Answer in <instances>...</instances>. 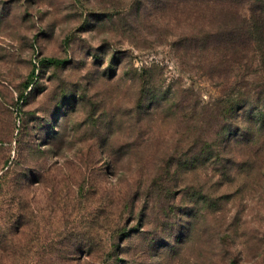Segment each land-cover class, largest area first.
I'll return each instance as SVG.
<instances>
[{
  "label": "rangeland",
  "instance_id": "obj_1",
  "mask_svg": "<svg viewBox=\"0 0 264 264\" xmlns=\"http://www.w3.org/2000/svg\"><path fill=\"white\" fill-rule=\"evenodd\" d=\"M213 2L0 0V264H264L257 4Z\"/></svg>",
  "mask_w": 264,
  "mask_h": 264
},
{
  "label": "trees",
  "instance_id": "obj_2",
  "mask_svg": "<svg viewBox=\"0 0 264 264\" xmlns=\"http://www.w3.org/2000/svg\"><path fill=\"white\" fill-rule=\"evenodd\" d=\"M254 2H256V9L253 12V20L250 19V28H251V32L253 35L252 38V43L256 46V52L260 55L261 58H264V0H253ZM221 2L220 0H216V2H213V4L215 5H219ZM213 17V16H211ZM50 61H54V60H50ZM57 63H61L60 61H56ZM36 76V72H33V77L31 82H29L26 86V88H30L33 86H35L34 80ZM21 101H25L26 100V95L23 94L20 97ZM243 103V96L241 94L235 95L234 98L230 99L226 104L227 107L224 109L226 112L230 115L235 114L236 111H239L242 106ZM247 116L249 115V113H246ZM258 117L260 119V123H258L257 125H259L260 127V131L263 132L264 131V113L262 112H258ZM253 116V114H252ZM249 121L251 120V116L249 115V117L247 118ZM246 131L243 133L244 137H247L246 139L249 141V139L252 138V136L255 135L251 134L253 133V129L248 128L245 129ZM232 130L231 131H223L222 133L218 134L217 136V140L215 142L214 145L210 144L209 142L206 143V153H210L215 155V157L217 158H221V153L225 150L227 142L230 140V137H232ZM243 140V139H241ZM240 141V139H239ZM197 161V160H195Z\"/></svg>",
  "mask_w": 264,
  "mask_h": 264
}]
</instances>
